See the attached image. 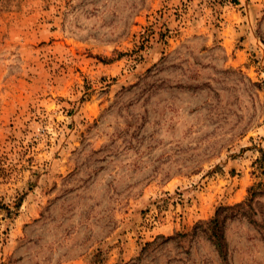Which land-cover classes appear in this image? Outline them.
Returning <instances> with one entry per match:
<instances>
[{
	"label": "rangeland",
	"instance_id": "rangeland-1",
	"mask_svg": "<svg viewBox=\"0 0 264 264\" xmlns=\"http://www.w3.org/2000/svg\"><path fill=\"white\" fill-rule=\"evenodd\" d=\"M253 184L264 0H0V264H225L192 232Z\"/></svg>",
	"mask_w": 264,
	"mask_h": 264
},
{
	"label": "trees",
	"instance_id": "trees-1",
	"mask_svg": "<svg viewBox=\"0 0 264 264\" xmlns=\"http://www.w3.org/2000/svg\"><path fill=\"white\" fill-rule=\"evenodd\" d=\"M262 194H264V186L262 187L258 184L251 185L245 199L234 204L219 205L212 217L198 222L192 234L198 233V228L205 230L221 260L225 264H228L229 244L226 237L227 220L243 216L246 217L251 224L264 229V216H262V219L257 217L260 211L262 214V210H260L257 204L261 205V207L264 205L256 200V198ZM262 215H264V213Z\"/></svg>",
	"mask_w": 264,
	"mask_h": 264
}]
</instances>
